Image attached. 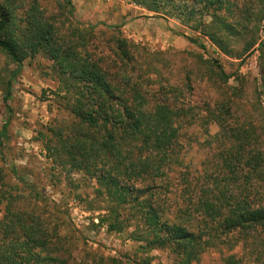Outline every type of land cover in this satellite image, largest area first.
Returning a JSON list of instances; mask_svg holds the SVG:
<instances>
[{"label": "trees", "instance_id": "trees-1", "mask_svg": "<svg viewBox=\"0 0 264 264\" xmlns=\"http://www.w3.org/2000/svg\"><path fill=\"white\" fill-rule=\"evenodd\" d=\"M62 1L74 22L68 35L62 32V23L45 18L36 6L24 23H17L10 9L14 0H0V51L15 65L4 80L3 99L8 107L13 83L26 60L41 55L52 63L59 83L56 95L71 119L51 124V134H42L44 156L61 176L66 172L71 179L82 174L95 183L91 198L77 194L75 199L87 202L85 211L99 213L100 225H106L109 232L129 230V237L145 251L169 250L175 257L171 264H199L204 252L223 245L230 252L239 246L244 249L242 254L224 257L223 264H264V195L256 191L257 181H264V146L258 142L257 129L240 121L229 126L232 112L222 106L215 121L228 146L219 153L217 171L207 173L206 183L196 190L192 182L182 184L183 204L174 210L166 208L158 199V190L168 187L171 173L180 171L184 149L180 123L186 110L167 101L150 104L151 90L143 91L141 77L135 75L140 50L145 48L124 37L120 27L112 28L109 51L93 45L95 27L77 22L72 1ZM129 1L157 17L177 18L226 55L240 59L258 44L264 21V0ZM249 33L242 52L236 51L232 40L244 39ZM187 39L205 49L200 38ZM258 49L264 87V42ZM213 65L222 79L231 78L217 61ZM155 71L150 64L147 72ZM7 128L8 121L1 131L0 146ZM1 157L11 174L29 189L35 206L46 209L54 203L57 209L45 187L41 191L36 182H26L15 165ZM182 173L178 174L184 177ZM15 218L3 228L0 264H86L77 262L57 225L50 229L36 218L31 222L18 214Z\"/></svg>", "mask_w": 264, "mask_h": 264}, {"label": "rangeland", "instance_id": "rangeland-1", "mask_svg": "<svg viewBox=\"0 0 264 264\" xmlns=\"http://www.w3.org/2000/svg\"><path fill=\"white\" fill-rule=\"evenodd\" d=\"M71 1L74 19L87 28L95 27L93 45L109 51L113 46L112 28L120 27L124 37L145 48L140 50L135 75L141 77L143 91L151 90L152 95L148 96L151 105L161 100L186 110L180 123L184 149L178 171L184 177L171 173L168 187L158 190V199L166 208L174 210L183 204L181 191L185 182H192L196 190L206 183L207 173L217 171L219 153L228 146L215 121L222 106L226 105L232 112L229 126L240 121L246 127L256 128L261 135L258 142L264 146V87L258 49L264 42V21L258 32V44L240 59L226 55L208 37L177 18L157 17L129 0ZM33 6L45 18L62 23V32L66 35L74 26L62 0H14L10 9L17 23H24ZM250 36L249 33L244 39L232 40V47L241 53ZM190 37L200 38L205 49L191 43L187 39ZM216 61L231 76L228 81L214 67ZM150 64L156 67L153 73L147 72ZM14 68L0 51V135L8 121L7 137L0 146V239L4 237L3 228L18 214L30 222L36 218L50 229L57 225L60 237L71 248L77 262L114 264L107 260L113 258L127 260L129 264H144L148 259L151 264H171L175 257L169 250L145 251L129 237V230L109 232L106 225H100L99 213L85 211L87 202L75 199L77 194L91 195V198L95 183L82 174L73 175L71 179L75 183H70V175L63 172L61 176V171L54 169L44 156L42 134H51L48 129L51 124L69 123L71 119L62 99L56 95L59 83L52 63L41 55L26 60L13 83L7 107L3 99L4 80ZM1 154L16 166L26 182H36L41 191L45 187L48 196L57 203V209L54 210V203L46 209L35 206L29 198V189L11 174ZM256 191L264 195V181H257ZM243 251L242 246L233 252L225 245L211 248L202 254L199 264H223L224 257Z\"/></svg>", "mask_w": 264, "mask_h": 264}]
</instances>
